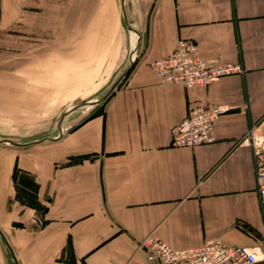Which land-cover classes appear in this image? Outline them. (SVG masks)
Masks as SVG:
<instances>
[{
	"label": "crops",
	"instance_id": "obj_1",
	"mask_svg": "<svg viewBox=\"0 0 264 264\" xmlns=\"http://www.w3.org/2000/svg\"><path fill=\"white\" fill-rule=\"evenodd\" d=\"M135 10L133 64L103 102L51 139L0 143V231L18 264H146L147 234L184 247L252 245L264 233L250 148L238 142L251 126L264 132V0H137ZM178 39L241 72L202 87L158 83L147 63ZM4 83L9 100L27 86ZM195 104L228 106L215 141L173 146Z\"/></svg>",
	"mask_w": 264,
	"mask_h": 264
},
{
	"label": "rangeland",
	"instance_id": "obj_2",
	"mask_svg": "<svg viewBox=\"0 0 264 264\" xmlns=\"http://www.w3.org/2000/svg\"><path fill=\"white\" fill-rule=\"evenodd\" d=\"M136 2L0 0V84H27L12 100L0 94V139L55 136L68 109L104 94L128 65L124 13L139 33ZM0 264H12L1 240Z\"/></svg>",
	"mask_w": 264,
	"mask_h": 264
},
{
	"label": "built area",
	"instance_id": "obj_3",
	"mask_svg": "<svg viewBox=\"0 0 264 264\" xmlns=\"http://www.w3.org/2000/svg\"><path fill=\"white\" fill-rule=\"evenodd\" d=\"M158 83L184 87L207 86L223 76L241 72L238 63H217L203 58L195 43L178 39L170 54L147 63ZM226 104L190 106L185 116L171 129V144L193 147L215 141V121L228 111ZM239 144L250 148L255 191L264 217V132L249 127ZM145 250L146 264H264V233L252 245L229 246L219 240H208L196 246L171 247L152 234L138 242Z\"/></svg>",
	"mask_w": 264,
	"mask_h": 264
},
{
	"label": "water",
	"instance_id": "obj_4",
	"mask_svg": "<svg viewBox=\"0 0 264 264\" xmlns=\"http://www.w3.org/2000/svg\"><path fill=\"white\" fill-rule=\"evenodd\" d=\"M122 2L123 1L121 0V3ZM138 41H139V35H138V38H137L136 45L138 44ZM134 56H135V49H134ZM134 56H133L132 59H130L128 61L127 67L117 76V78L113 81V83L108 87V89L104 92V94L101 97L86 102L87 106H85L86 107L85 110H89L91 106L103 102L111 94V92L116 88V86L120 83L121 79L125 76V74L128 72V70L132 66L133 60H134ZM67 126H68V123H67ZM67 126H66V128H67ZM66 128H64L63 130H65ZM59 130H60L59 132L62 131L61 128H59ZM46 139H51V137L44 138V140H46ZM0 143L6 144V145H19L18 142H13V141L7 140V139H0ZM0 240L3 243V245L6 247L7 252L9 254V257H10V259L12 261V264H18L16 256H15V254L13 252V249L11 248V246L7 242L4 234L1 231H0Z\"/></svg>",
	"mask_w": 264,
	"mask_h": 264
},
{
	"label": "bare ground",
	"instance_id": "obj_5",
	"mask_svg": "<svg viewBox=\"0 0 264 264\" xmlns=\"http://www.w3.org/2000/svg\"><path fill=\"white\" fill-rule=\"evenodd\" d=\"M122 1H123L122 2V5H123L125 3V0H122ZM124 18H125V23H126V26H127V30H128L129 33L132 34L131 39L128 42L129 45H130L129 53H128V61H129L134 56V49L136 48V42H137V38H138L139 33H138V30L136 28H134V27H132L130 25V23L128 22V17H127V15L125 13H124ZM84 106H87V104H85ZM79 109H80V107H78V108H76L74 110H69L68 109L67 112L62 115L61 120H60V124H62L61 130H63L65 128L64 127V125H65L64 123L67 120V118L70 115H72L74 112H76L77 110H79Z\"/></svg>",
	"mask_w": 264,
	"mask_h": 264
}]
</instances>
